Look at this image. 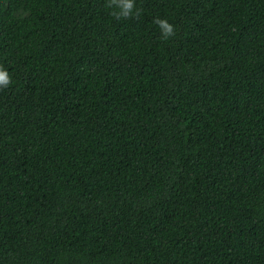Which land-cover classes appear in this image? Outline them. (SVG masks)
I'll list each match as a JSON object with an SVG mask.
<instances>
[{"label":"trees","instance_id":"trees-1","mask_svg":"<svg viewBox=\"0 0 264 264\" xmlns=\"http://www.w3.org/2000/svg\"><path fill=\"white\" fill-rule=\"evenodd\" d=\"M109 4L0 0V264H264V0Z\"/></svg>","mask_w":264,"mask_h":264},{"label":"clouds","instance_id":"clouds-1","mask_svg":"<svg viewBox=\"0 0 264 264\" xmlns=\"http://www.w3.org/2000/svg\"><path fill=\"white\" fill-rule=\"evenodd\" d=\"M109 6L113 7L112 14L117 18L128 17L137 11L134 8V0H110ZM154 23L158 25L163 39L173 35V26L167 20L156 18ZM9 84L10 75L7 69L0 65V88H5Z\"/></svg>","mask_w":264,"mask_h":264}]
</instances>
